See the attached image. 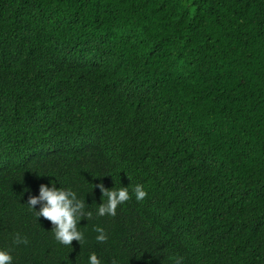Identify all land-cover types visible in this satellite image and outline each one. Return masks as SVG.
<instances>
[{"label":"trees","instance_id":"obj_1","mask_svg":"<svg viewBox=\"0 0 264 264\" xmlns=\"http://www.w3.org/2000/svg\"><path fill=\"white\" fill-rule=\"evenodd\" d=\"M44 184L85 201L81 242L27 203ZM100 184L129 187L115 216ZM0 249L264 264V0H0Z\"/></svg>","mask_w":264,"mask_h":264},{"label":"clouds","instance_id":"obj_2","mask_svg":"<svg viewBox=\"0 0 264 264\" xmlns=\"http://www.w3.org/2000/svg\"><path fill=\"white\" fill-rule=\"evenodd\" d=\"M99 187L102 190V203L99 204L96 214L98 216L116 215V210L119 205L124 204L131 199L128 186H116L111 189L105 188L103 184ZM135 195V199L142 201L147 192L142 184H137L131 189ZM107 198L106 201L104 198ZM27 203L30 207L36 210L37 218L44 217L50 220L53 224L52 232L55 240L64 245H72L75 239L81 242L84 237L83 233L77 228V224L83 218H90L92 212L85 210V201L78 198L77 193L71 189H64L51 184L41 185L38 196H30ZM37 204H40L37 209ZM96 240L104 242L107 237L102 227H97ZM15 242L17 244H27L26 238L17 235ZM174 264H183V257L176 256L173 258ZM13 256L7 250L0 249V264H12ZM88 264H101L96 253L90 254Z\"/></svg>","mask_w":264,"mask_h":264}]
</instances>
